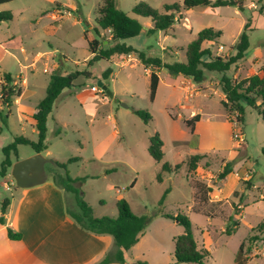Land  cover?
I'll use <instances>...</instances> for the list:
<instances>
[{"label": "rangeland", "instance_id": "1", "mask_svg": "<svg viewBox=\"0 0 264 264\" xmlns=\"http://www.w3.org/2000/svg\"><path fill=\"white\" fill-rule=\"evenodd\" d=\"M173 1L181 3L183 0H116L124 12L143 25L140 35L121 43L149 57L160 58L163 63L184 62L187 46L197 34L205 28H214L222 36L212 44H204L203 48H213L212 57L229 58L234 54L233 48L244 25L249 23L250 47L245 58L225 75L241 80L254 74L255 68L260 71L264 67V0H242L243 7L195 8L183 13V19L168 30L155 34H148V23H151L148 18L132 12L140 2L162 12L163 6ZM100 4L101 0H14L0 5V12L10 11L13 14L12 21L0 23L1 79L4 73L21 77L25 81L24 86L21 81L15 85L23 93V103L37 104L46 96L51 75L55 72L62 75L76 71L86 73L78 76L73 88L69 89L76 98L64 100L63 94L57 100L47 126V145L58 162H66L72 157L81 158L69 164L67 172L70 176L84 179L79 185L95 215L116 218L120 199H125L136 214H185L192 223L198 246L210 253L204 264H235L237 249L248 236L243 254L252 255L248 261L250 264H264V232H251L264 218V201L261 199L264 195V120L243 101L247 108L241 127L246 135V145L230 156L221 152L224 158L232 161V166L236 165L234 172L241 180L247 177L245 182L237 184L247 205L243 217L235 215L243 209L241 203L235 204L232 200L228 202L222 198L217 207L203 205V199H216L222 190L218 175L222 172L223 158L206 156L199 161L196 171H190L192 151L189 148L195 145L185 142L189 138V130L179 117L186 119L193 110H201L199 114L205 118L224 121L220 87L222 74L204 70L205 80L198 87L192 85L194 82L191 79L190 83L183 85L179 82L169 85V80L176 76L161 68V85L156 100L151 101L150 75L137 53L89 65L91 52L88 40H99L104 47L112 44L110 33L102 31L96 23V11ZM95 29L99 30V34ZM220 45L225 47L222 53L217 51ZM21 48L32 54L28 61L24 60ZM47 52L55 55L50 63L47 58L52 54ZM209 60V56L203 58L205 62ZM27 64L30 68L24 69ZM45 68L47 73H43ZM107 69L110 72L105 75ZM103 80L107 82L105 85L112 97L105 92L92 91L93 86L101 89L99 83ZM183 86H188L187 92L200 93L186 98ZM134 109L146 110L152 117L151 122L145 124L134 114ZM19 115L26 118L14 106L8 114V121L5 120L6 124L0 120V165L4 159L2 148L15 137L33 138L30 127L24 134L21 132L23 122ZM156 132L164 142L161 163L153 160L148 152L149 140ZM34 154L30 146L22 145L18 147V155H12L11 159L14 164ZM164 162L180 163L181 168L178 173L167 174L163 182H158L156 177ZM11 170L8 178H0L1 201L18 190ZM46 170L47 174L56 171L51 164L46 165ZM250 182L256 187L249 186ZM167 189L169 193L160 204ZM194 189L198 191L196 205L192 200ZM238 195L235 193V196ZM236 208L239 210L236 211ZM229 219L239 223L232 235L222 231L229 225ZM174 227L171 233L163 232L177 236L183 233L182 226ZM250 237L253 238L251 242ZM160 239H155L145 259L140 262L173 263L174 244L164 234Z\"/></svg>", "mask_w": 264, "mask_h": 264}, {"label": "trees", "instance_id": "2", "mask_svg": "<svg viewBox=\"0 0 264 264\" xmlns=\"http://www.w3.org/2000/svg\"><path fill=\"white\" fill-rule=\"evenodd\" d=\"M14 0H0V5L9 3ZM242 0H217L211 2V0H183L173 1L172 3H166L163 6V11L153 9L143 2L138 3L132 10V12L139 17L148 18L152 23V27L148 29V34H155L158 31H165L171 28L176 22L183 19V13L195 8H219L226 6L243 7ZM13 20V14L10 11L0 12V23L10 22ZM96 23L102 31H108L112 38V44L107 47L103 46V43L99 40H88L89 50L91 52V59L89 65L100 62L102 60L113 61L115 58H121L130 53H137L141 64L150 69V100L154 101L158 89L159 77L156 70L165 68L171 74L178 76L181 75L184 78L191 79L194 83H201L205 80L204 70L208 72H214L222 74L220 79V87L224 94V100L221 104L230 122L235 120L241 124L244 121L246 105L254 110L259 117L264 120V75H252L241 80H234L227 75L226 72L230 71L232 67L236 66L238 62L244 59L245 53L250 47V39L248 31L250 28L249 23H246L242 33L240 34L237 43L234 46L235 54L229 58L212 57L210 49L203 48L205 43H213L219 39L222 35L220 31L214 28H205L201 30L194 41H192L186 49L184 62L163 63L160 58H152L147 56L144 52H139L132 46H127L125 43H121L123 40H127L136 37L143 31L142 23L126 12H124L117 4L116 0H101L100 6L96 11ZM99 34V30L95 29ZM85 38L88 39L87 33ZM209 56L210 60L205 62L203 58ZM264 71V69H263ZM110 72V69L105 71V75ZM86 73L74 72L67 75H62L59 72H55L51 75V80L47 88L46 96L42 99L33 115L35 121V128L38 132L37 141H31L25 136H17L13 141L2 148L4 159L0 165V178L8 176L10 169L13 166L11 159L12 155H18V147L22 145L30 146L35 154L43 153L47 150V123L56 100L61 93L66 89H71L74 86V81L80 75ZM104 79H107L106 77ZM14 78L10 73L3 74V83L0 87V102L2 108H0V120L5 123L8 118L9 107L12 105L13 99L21 96V91L17 89L14 84ZM246 102V105L243 104ZM7 111V112H6ZM134 114L137 115L145 124H149L152 120L151 115L146 110L134 109ZM6 113V114H5ZM200 120V115L196 114L191 119H183L184 124L189 128L191 133V141L189 145L197 144V136L194 134V126ZM58 131L57 135H59ZM163 140L159 133H154L149 140L148 152L150 156L156 162L160 163L164 159L163 152ZM203 159L201 155L190 156V171L194 172L198 168L199 161ZM80 157H72L64 163H60L56 160L54 164L57 168L65 171L64 174L57 171L51 172L53 182L60 188L71 193L74 196L75 203L78 207V212L70 213L71 217L85 230L95 234H108L115 240L116 250L113 253H109L98 264H110L126 262L128 251L135 246L140 236L146 230L148 225L152 222L155 215H137L133 212L130 204L125 199H120L117 202L118 216L116 218L103 216L95 217L93 209L84 200L82 195L81 186L84 179L72 178L67 172L69 164L80 161ZM91 162H95L91 160ZM181 168L180 163L175 165L169 162L162 164L160 172L157 174V181L162 182V176L165 173H178ZM232 172V164L226 163L222 172L218 175V180H224ZM198 191H193V201L198 204ZM169 189H167L162 196L160 204H163ZM209 197L201 201L202 204H206ZM10 207V198H4L1 201V216L0 222L5 224V216ZM238 209H236L237 211ZM238 213H235L237 215ZM162 217L172 220L179 226L184 228V233L174 239V264H204L205 259L210 255L207 249L199 248L197 240L193 233L192 223L189 217L185 214H159ZM229 225L226 227L224 233L232 235L239 223L229 219ZM253 231L264 232V223H260ZM7 234L11 240H21L22 234L14 232L8 228ZM250 237L249 242L252 241ZM245 243H242L237 258L243 253ZM139 264H145L139 262Z\"/></svg>", "mask_w": 264, "mask_h": 264}, {"label": "crops", "instance_id": "3", "mask_svg": "<svg viewBox=\"0 0 264 264\" xmlns=\"http://www.w3.org/2000/svg\"><path fill=\"white\" fill-rule=\"evenodd\" d=\"M54 17L56 18L57 15H54ZM148 26H150L151 28L152 23H148ZM250 30L251 29L249 28V31ZM233 51L235 54V50ZM21 52L23 54V58L25 61H28L32 57V54L30 55L27 54L24 48H21ZM47 54H52L51 56H49V58H47L49 60L48 63H50L52 57L53 56L55 57V55L52 52H47ZM240 62H238V64ZM23 68L29 69L30 64L24 65ZM144 69L150 75V69H146L145 67ZM263 69L264 67H262L260 71H257V69L255 68V73L252 75L258 74L263 76L264 75ZM161 71L162 69L156 70L157 75L159 77V84H158L155 100L157 98L158 90L161 85V77H160ZM12 77L15 80L14 84H18V82L21 81V84L24 86L25 81L21 80V77L13 76V75ZM169 81L171 82V84L169 85H174L175 82L176 83L179 82L181 83V85L191 82L189 78H184L181 75H178L174 79L172 78ZM2 83H3V78L1 79L0 77V87ZM102 83L105 85L107 82L103 80ZM192 85L198 87L199 83H193ZM187 88L188 86L186 87L183 86V90L186 91V98H188ZM70 91L71 90L67 89L61 93V95L64 94V100L76 98V96H73V94H71ZM198 93H200V91L195 92L194 96L197 95ZM222 96L223 99L222 98L221 99L224 100L223 92H222ZM23 99L24 96L22 93L20 97L13 100L12 105L9 107V111L11 112L14 106H16L17 110L26 116L27 119L26 118L24 119L22 117L20 118L19 115V119L21 120V122H23L22 123L23 126L21 127V132L24 134L27 130V127H30L31 133L33 134V138H29V137L27 138H29L31 141H37L38 132L35 128V121L33 119V115L36 112L39 103L37 104H32L29 102L23 103ZM0 108H2L1 104H0ZM200 111L201 110L198 111L193 110L191 112L190 117L186 118V119H191L196 114L200 115V120L194 126V134L197 136V144L196 146H193L189 149L190 151H192L191 152L192 155L198 154L203 156V158L212 155L214 157L218 156L219 158L220 157L223 158L221 159V167L223 170L224 165H226V163H232V161L230 159L224 158V153L221 152H227L228 155L230 156L232 155V153H234V151L238 150L234 147V142L231 134V128L233 129L232 123L227 118L226 113H225V120L220 121L217 118H205L204 116L199 114ZM179 118L185 119L184 116ZM172 121H176V120H172ZM191 137L192 136L189 130V138L185 140V142H189ZM245 139H246V135H245ZM245 145H246V141H245ZM48 149L49 146L47 150H45L42 154L51 159L54 158L57 161V158L53 157L52 154H50V152L48 151ZM60 163H64V162H60ZM176 163L177 162L170 164L175 165ZM53 167L56 169L57 172L59 173L62 172V169L57 168L55 164L53 165ZM235 167L236 165L232 166V172L224 180L221 181L220 184L222 186V190L220 194L216 195L215 197L216 199L209 198L208 202L205 205L207 206L213 205L214 207H217L218 203L221 202L222 198L225 200L227 199L228 202L232 200L233 202H235V204L241 203L240 206L243 209L236 215V217L242 218L245 209L247 208V205L244 204L242 200L243 196L242 194H240L238 190L239 187L237 184L239 182H245L247 178L245 176L244 180H241L238 174L234 172ZM167 174L171 176L176 173L163 174L162 182L165 178V175ZM71 177L78 178L77 176H71ZM6 178H8V176L2 179H6ZM249 186L256 187V185L251 182L249 183ZM235 193H238L239 195L235 196ZM70 195L72 196L71 199H69ZM82 195L85 200L86 198L84 196L85 193L83 190H82ZM9 198H10V207L5 216V224H2L0 222V264H98L109 253H113L116 250L115 240L111 235L95 234L90 231H87L83 229L71 217L69 212L70 213L78 212L76 210L78 207L75 203L74 196L71 193L65 191L64 189L58 187L53 182L51 174H48V179L45 183L26 189L18 188V190L15 191L14 194H11ZM261 199L262 201H264V195L261 196ZM192 200H193V192H192ZM117 213L119 214L118 210ZM196 213H201V212L196 211ZM137 215H143V214H137ZM0 216H1V200H0ZM94 216L103 217V216H97L95 215V213ZM262 221H264V218L262 219ZM262 221H260L259 224ZM259 224H257L251 229L252 233L253 230L256 227H258ZM175 225L178 224H176L172 220L162 217L159 214L155 216L152 222L148 225L146 230L140 236L138 243L128 251L126 262L124 264H139V262L142 261V259H145L146 253L148 252V249L152 246V243L156 241L155 239L157 238L160 239L163 234L164 237L170 239L171 243L174 244V250H175L174 239L180 235L177 236V234L174 235L165 234V232L171 233V229L175 228L174 227ZM8 228L12 229L14 232L21 233L22 234L21 240L9 239L7 234ZM164 230L166 231L163 232ZM222 231L224 232L225 229L222 228ZM156 235H159L160 238L157 237ZM247 238L244 240L243 243L246 242ZM240 246L238 247L236 252L235 264H250L248 261L252 255H250L249 253L247 255L242 253L237 258V253ZM243 252L245 253V250ZM253 252L254 253L256 252V248L253 249ZM172 262H173L172 264H174V256ZM110 264H120V263H110Z\"/></svg>", "mask_w": 264, "mask_h": 264}, {"label": "water", "instance_id": "4", "mask_svg": "<svg viewBox=\"0 0 264 264\" xmlns=\"http://www.w3.org/2000/svg\"><path fill=\"white\" fill-rule=\"evenodd\" d=\"M99 85L106 95L112 97L106 85L102 82ZM47 164L54 165V161L45 157L42 153L15 162L11 168V176L16 186L20 189H26L45 183L48 179Z\"/></svg>", "mask_w": 264, "mask_h": 264}, {"label": "built area", "instance_id": "5", "mask_svg": "<svg viewBox=\"0 0 264 264\" xmlns=\"http://www.w3.org/2000/svg\"><path fill=\"white\" fill-rule=\"evenodd\" d=\"M209 49H210V51L212 53L213 48H209ZM224 50H225V47L222 46V45H220L217 48V51L219 53L224 52ZM47 72H48V69L45 68L44 69V73H47ZM187 90H189V89H187ZM92 91H94L96 93H103V91L101 89H99V87H97V86H93L92 87ZM194 93L195 92H193V91H189V92H187V96L188 97H192L194 95ZM0 97H1V95H0ZM0 104H1V102H0ZM231 123H232V126H233L232 138H233V142H234V147L236 149H241L245 145V141H246L245 135H244V133L242 131V127H241L242 124L237 122L236 120L234 122H231Z\"/></svg>", "mask_w": 264, "mask_h": 264}]
</instances>
